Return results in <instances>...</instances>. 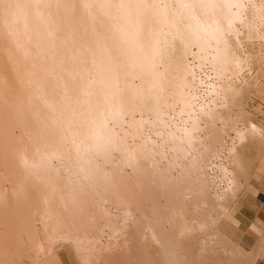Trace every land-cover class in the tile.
Masks as SVG:
<instances>
[{
	"label": "bare ground",
	"instance_id": "bare-ground-1",
	"mask_svg": "<svg viewBox=\"0 0 264 264\" xmlns=\"http://www.w3.org/2000/svg\"><path fill=\"white\" fill-rule=\"evenodd\" d=\"M63 1L0 0V149L10 147L0 155L43 193L37 207L44 232L36 238L34 229V252L44 253L58 237L56 222L136 228L135 242L150 240L157 260L166 255L163 262L172 240L203 251V241L214 237L204 224L220 220L238 187L231 169L237 147L257 129H244L236 115L244 113L245 74L258 68L264 81V0H211V7L195 0H74L76 9ZM64 21L80 22L79 33L60 30ZM242 38L247 48H260L243 52ZM6 46L20 50L11 47L13 57ZM227 96L229 140L216 133L223 139L213 136V145ZM14 129L21 132L16 154ZM155 187L160 194L152 197ZM84 229L61 239L82 246L79 260L93 264ZM112 233L115 239L116 227ZM183 251L176 250V260Z\"/></svg>",
	"mask_w": 264,
	"mask_h": 264
},
{
	"label": "rangeland",
	"instance_id": "rangeland-1",
	"mask_svg": "<svg viewBox=\"0 0 264 264\" xmlns=\"http://www.w3.org/2000/svg\"><path fill=\"white\" fill-rule=\"evenodd\" d=\"M70 1H72V0H70ZM73 1H72V3H73ZM85 1H86L85 3H87V1L89 2V0H85ZM63 2H64V4L63 3L62 4L64 6H67L69 8L71 6V9H76L77 6L74 8V4H77L78 0L76 1L77 3L75 2L71 5H70L71 2H68L67 3L68 5H65L67 1L65 2V0H64ZM80 2H83V1L80 0ZM196 2H197V0H195V4H198V5H200L201 2L202 3L204 2L203 4L206 5V7H208V6L211 7V4H210L211 0L200 1V2L198 0V3H196ZM208 3L210 5H208ZM79 4L80 3H78L77 5L79 6ZM212 5H214V4H212ZM69 19H71V18H69ZM72 20H74V18ZM76 22H77V24L75 23V21H73V24L75 23L74 24L75 26H77L79 24L81 25L80 22H79V24H78V21H76ZM64 23H62V29L59 28V26H61V24L58 25L59 23L56 24L58 26H56V25L55 26L57 28H59L60 30H65V29L70 30L72 28L73 29L76 28L73 25H72V27H70L72 21H71V23L68 21L67 22L64 21ZM80 25L78 26L79 29L81 28ZM66 26H68V27L66 28ZM78 27H77V29H78ZM63 28H65V29H63ZM73 29H72V31H74L73 33L75 34V31L77 29L76 30L75 29L73 30ZM67 31H65V33H64V31L63 32L59 31V32L63 35H65L66 33L68 35L69 31L68 32ZM72 31L70 30L69 33L71 34ZM79 31H76V32L79 33ZM243 37H244V35H243ZM9 38L11 39V36ZM242 41H244V45H246V47L244 46L245 48L243 47L244 50L242 49L243 52L246 50L250 51L251 49H249V48H251V47H252L253 51L258 50L260 48L256 42H254L255 44L252 43L255 45L254 47L252 46V44L249 47L250 44L246 42L245 38H242ZM247 44H249L248 48H247ZM6 47H8V46H6ZM6 47H3V48H6ZM11 47L12 46H9L8 48H10V49L7 48L4 50L8 51V54L10 56L14 57L15 56L14 52L16 51L15 53H17L18 50H20V48L17 46L16 47L17 49L15 50L12 47L15 50L13 52V50H11ZM28 49L29 48L25 47V51L26 50L28 51ZM32 49H34V48H32ZM260 65L262 68L263 63H260ZM26 71H28V70H26ZM256 73H258V74H256ZM247 74H245V79L242 80V84L245 83V84H248V86L246 85L247 88H245V90L243 92V101L244 102H242V105H241V109L244 110L242 112H244L246 114L242 113V115H240V116L236 115V116L238 118L239 117L241 118V116H242L241 120L244 122L243 123L244 129H245V126H246V130L248 128H251L252 127L251 124H253L254 126L257 127L256 130H258V131L255 130L256 131L255 132L251 128L248 130L249 132H245V134L247 135L245 141L242 143V145L240 144L237 147L238 159L236 158V160H235L236 164L231 165L232 166L231 169H232L234 175L236 176L238 187L235 189L233 195H231L230 197L227 198V200L225 202L226 203L225 207L227 206L226 212H222V214H220V217H219L220 220H218V222H216L215 224H211V223H210L211 225L210 224H204L205 226L207 225V227H205V232L208 234L214 235L213 238L206 239V241H203V244H204L203 248L204 249H202V250L204 252L200 251V249L195 251L189 244H186V246H185V244L184 245L182 244L183 245L182 246L179 242H178L180 244L179 247H181V248H179V247L177 248V245H176V244H178L177 241L175 242L174 240H172V242H170V246L168 244V249H170V251H171V254L168 255L169 257H167V258H169V261L166 258L165 262H163L164 258L162 259L161 257H164L166 255L162 254V256H161V254H160V257L158 256L159 259L157 260V254H156L157 249H158L157 245L154 246V243H150V240L148 241V239L142 243L141 242H135L136 238L133 237V234H135L136 232L137 233L140 232V231L139 232L136 231V228H132V227L129 228L128 227L129 231H127L128 228L125 229L123 227H119V225L113 226V229L112 228L109 229L108 226H107V228H106V226L104 227L103 226L104 224L99 226V224L96 225V223H95V225H96L95 226V225H91L89 223V225L92 228L90 226L86 227V225H88V224H84L85 225L84 228H87V229H84V228L83 229H84V231L85 230L88 231L90 229L89 230L90 233L88 236L90 244L88 242L87 245L88 244L93 245V250L91 248L90 249L92 252L95 251L94 252L95 253L94 258H93V262H94L93 264H102V263L103 264H141V263L153 264V262H154V264H172L173 261H174L173 264H177V263L178 264L179 263L186 264L187 262H188L187 264H243V263L244 264H256L257 261L263 257V255H264V134H263L264 133V81H263V78L261 77L262 74H260L258 72V68H256L253 73H247ZM255 74H256V77L258 75V80H256ZM247 78H249V79H247ZM250 78H253V79H250ZM257 81H258V83H256ZM227 98H229V97L227 96L224 99L225 101L223 100V102L225 104H228V102H229V100L228 101L226 100ZM224 103H223L224 106L222 107V110L223 109L227 110L230 107V105H233V103L230 104V102H229L228 106L225 105ZM226 107H228V108H226ZM0 108H1L0 111H2L3 107L0 106ZM222 110H221L222 115L220 114V116L222 118V120H220V122L222 124L219 123V126H218L219 128H217V129L215 128L217 132H215V133L212 132V133H214L212 135V137L213 136L217 137V134L220 135L222 133L220 135L221 137L224 138V139L223 138L222 139L223 140H226V139L229 140L228 139L229 137L227 138V136H228L227 134H228V130H229L228 126H229L230 122H228V125L225 126L226 123L225 124L223 123V120H224L223 115L225 114L224 115V116H226L225 119L227 121H229L230 119L228 118V116L230 115V117H231V114H230V112H229V114H227L226 111H224V110L222 111ZM224 122H226V121L224 120ZM220 124H221V126H220ZM17 130L18 129H14L12 132L15 133V135H13V137L15 136L14 138H16V137H18V138H16V139L13 138V140H10V141L15 140V142H16V143L12 142V143H14L13 146L16 147V150L13 151L14 153L11 151L13 154H16L17 151L19 150L18 146H21V143H20L21 141H19V138H20L19 135L21 134V132H20V130L19 131H17ZM251 131H253L252 134H250ZM212 133L210 132V134H212ZM256 133L260 136H257ZM17 134H18V136H17ZM261 135H262V137H261ZM212 137H211V139H212L213 145L214 144L217 145L218 142H216L215 140L218 137L216 139H215V137H213V138ZM17 139H18V141H17ZM221 140L218 138V141H221ZM17 142H19V143H17ZM13 146H12L11 150H13V148H14ZM22 147H23V143H22ZM0 148H1V146H0ZM4 148H5V146L2 149H0V152H2L4 150L6 151L8 148L10 149L9 146H8V148L6 146V149H4ZM0 154H2V153H0ZM2 156H4V158ZM6 157L8 158L9 156H5V154L0 155V264H83L82 259L79 260L81 256H79V254L77 253L78 249L79 248L82 249L83 247L80 245H77V247H79V248L76 249L75 248L76 243H74L71 240H66V242H65L63 239H61L62 235H64V237L70 235L72 230H74V232H76L77 234L80 233V231H77V229L79 228L82 231L83 230L82 229L83 223H82V227L80 226L81 227L80 228L79 227L80 224L78 222H73V223H71V222L65 223L64 222L66 225L71 223L73 226H71V224L66 226L64 223H63L64 225H62L59 222H58L59 223V225H58V223L56 222L54 229L57 231H60L62 233L56 231L57 233L55 232V234H59L60 236L59 235H58V237L56 236L57 238L54 237L55 239L54 238L52 239L53 243L51 242L49 245L48 244L46 245L45 241H43V240L41 241V242H43V244L45 243L44 244L45 246L43 245L44 253H43V251L38 253L36 250L34 252V250H33L34 244H36V243L33 244V242H37L36 238H40V234H41V238H42V234L44 232L42 225L39 221V211H40L39 209L40 208H39V206L37 207V205L39 204V202L42 199V197L40 196V194L42 192H41L40 188L38 187V184L35 183L36 180H34L29 174L24 173L23 174L24 176L18 175L17 174L18 172H16L15 167H14L15 170L12 168L15 165V163L13 162L14 160L12 159L13 161L11 160L12 162H9V160H7ZM11 157L13 158V156H11ZM11 157L9 159H11ZM2 158H3L4 162H3ZM12 163H14V165H12ZM19 166H21V165L19 164ZM21 167L23 168V166H21ZM22 177L24 178L25 183H24V181H22L23 180ZM28 179H29V181H28ZM30 181H32V182H30ZM27 182H28V185L31 184V186H28ZM22 183H23V185H22ZM34 185H37V186H34ZM24 186H25V188H24ZM21 187L23 188V190H21L22 189ZM28 187L30 190L28 189ZM33 188H34V190H33ZM37 188H38V190H37ZM35 189H36V191H35ZM155 189H156V187H155ZM155 192L157 193V195H158V193L160 194V191L156 189L153 192L152 197H156ZM35 195H36V198L38 196L37 199L39 201L38 200L35 201L36 199L33 198V197H35ZM174 195H178V193H176ZM174 195H172V196H174ZM33 206H35V207H33ZM37 212H38V214H37ZM201 214L202 213L198 214L199 217ZM202 217L204 218V216H202ZM213 218H214V216H213ZM76 223H77V225H75ZM92 224H94V223H92ZM69 226L76 227V228H72V230H69V229H71V228H69ZM28 227L30 229L33 227L34 228L31 230H28L29 229ZM115 227L119 233H118V236L115 237V239L114 238L111 239V236L113 235L112 231L115 229ZM103 228H104V230H103ZM117 228H119L120 231ZM194 228L196 229V227H194ZM34 229L37 232L39 231V233L37 234L39 236H36V232L34 235V231H35ZM30 231L33 233H31ZM125 231H126V233H125ZM144 231L147 232L148 230L145 229ZM144 231H141V232H143L144 234H147ZM29 232H30V234H28ZM94 234H96V235L94 236ZM29 235L31 236L30 238H29ZM35 236H36V238H35ZM134 236L137 237V234ZM75 237H76V235H75ZM93 237H95V238H93ZM108 238H109V241H108ZM20 239H21V241H20ZM35 239H36V241H34ZM96 240H97V244H94V243H96L95 242ZM68 241H69V243H68ZM98 241H100L99 242L101 244V245L99 244L100 246L98 245ZM139 243H140V246H139ZM95 245H97V250L94 249V248H96ZM107 245H108V247H106ZM116 245H118L119 247ZM188 245H189V247H188ZM205 245L207 248H205ZM50 246H52V247L50 248ZM90 247H92V246H90ZM182 247L184 250L182 253H184V254L181 253L182 256L180 255L181 257H179V260H180V262H179V260H176V259H178V257L174 256V254H176L175 252L177 249H182ZM99 248L100 249L103 248V249L99 250ZM213 248H214V250H213ZM230 249L231 250L233 249V250L231 251ZM87 250L89 251V249H87ZM98 251H101V253ZM180 251H182V250H180ZM229 251H231V252H229ZM172 252H173V254H172ZM193 252L196 254H194ZM186 253L190 257H188V255L185 256ZM200 253H201V256H200ZM223 253H224V256H223ZM102 254H103V256H102ZM228 254H229V256H228ZM134 256H135V258L137 257V259H135ZM104 259H106V260H104ZM173 259H175V260H173ZM154 260H156V261H154ZM183 260L184 261L186 260V262H184ZM236 260H238V262ZM157 261L159 263H157ZM166 261H167V263H166Z\"/></svg>",
	"mask_w": 264,
	"mask_h": 264
},
{
	"label": "crops",
	"instance_id": "crops-1",
	"mask_svg": "<svg viewBox=\"0 0 264 264\" xmlns=\"http://www.w3.org/2000/svg\"><path fill=\"white\" fill-rule=\"evenodd\" d=\"M256 264H264V255L260 260L257 261Z\"/></svg>",
	"mask_w": 264,
	"mask_h": 264
}]
</instances>
